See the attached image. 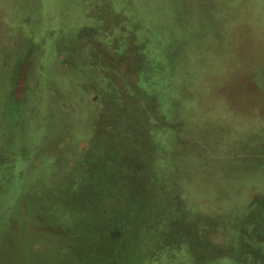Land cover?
I'll list each match as a JSON object with an SVG mask.
<instances>
[{"label": "rangeland", "instance_id": "374dc122", "mask_svg": "<svg viewBox=\"0 0 264 264\" xmlns=\"http://www.w3.org/2000/svg\"><path fill=\"white\" fill-rule=\"evenodd\" d=\"M0 264H264V0H0Z\"/></svg>", "mask_w": 264, "mask_h": 264}, {"label": "trees", "instance_id": "16d2710c", "mask_svg": "<svg viewBox=\"0 0 264 264\" xmlns=\"http://www.w3.org/2000/svg\"><path fill=\"white\" fill-rule=\"evenodd\" d=\"M144 48V42H141L139 48H137L135 50V52L137 53V55L139 56V58H137V63H138V60L139 62L141 61L142 57L144 56L143 53H142V49ZM175 72V71H174ZM177 73V72H176Z\"/></svg>", "mask_w": 264, "mask_h": 264}]
</instances>
